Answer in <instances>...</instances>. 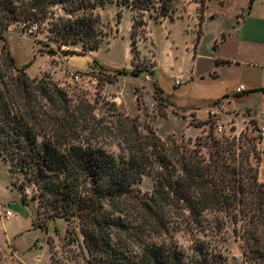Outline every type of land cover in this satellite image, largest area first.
I'll return each mask as SVG.
<instances>
[{
    "label": "trees",
    "instance_id": "1",
    "mask_svg": "<svg viewBox=\"0 0 264 264\" xmlns=\"http://www.w3.org/2000/svg\"><path fill=\"white\" fill-rule=\"evenodd\" d=\"M161 1L158 7L155 0L115 4L141 15L157 7L171 18V0ZM106 2L111 0H0V156L9 173L34 188L47 218L66 222L71 240L81 238L83 264H228V230L249 264H264V184L238 140L209 132L194 142L161 140L149 127L143 134L119 118L112 128L123 148L114 156L97 140L106 130L103 122L96 136L78 116L90 114L89 105L73 104L51 81L28 77L27 67L11 57L8 27L43 23L53 8L66 18H50L52 40L81 44L80 55L97 51L103 38L97 10ZM120 19L118 10V24ZM139 23L131 27L132 53ZM145 175L153 189L141 194L136 185ZM176 236L186 241L188 253ZM50 262L57 264L53 254Z\"/></svg>",
    "mask_w": 264,
    "mask_h": 264
},
{
    "label": "rangeland",
    "instance_id": "2",
    "mask_svg": "<svg viewBox=\"0 0 264 264\" xmlns=\"http://www.w3.org/2000/svg\"><path fill=\"white\" fill-rule=\"evenodd\" d=\"M155 1L157 7L162 3L161 0ZM204 1L199 0L200 9ZM157 7L141 15L130 7L116 6L115 0L106 2L97 10L103 36L101 45L97 51L85 55H80L81 44L59 46L52 40L48 31L52 26L50 18L56 22L58 18H66L58 8L51 10L53 16L48 15L45 22L38 23L37 30H31L32 24L16 23L8 27L4 36L11 57L20 67H27L28 77L51 81L73 104L81 102L90 106V114L78 116L87 120L96 136L100 132L95 129L101 127L97 123L103 122L106 130L101 131L97 140L114 156L121 155L123 148L121 137L112 128L119 118L136 124L143 134L149 127L159 139L172 137L178 143L194 142L196 137L209 132L219 139L238 140V150L250 155V162L258 171V181L264 184V156L261 155L258 127L252 119L245 118L246 113L240 115L226 110L203 121L190 118L188 124L187 116L172 108L170 102L160 95L152 70L155 51L159 52L164 64H169L165 59L170 29L168 23L161 24L167 17H162ZM118 10L121 11L119 24L116 22ZM134 21L140 25L134 30L135 51L132 53L130 33ZM183 29L184 23L178 21L174 31L181 35ZM1 47L2 42L0 51ZM181 48L179 43V50H173L177 67L187 65ZM49 51L55 55L49 56ZM72 52L77 53L71 55ZM123 70L127 73H116ZM131 72L135 75H130ZM76 74L81 75L79 82L72 80ZM169 79L173 82L171 77ZM173 87L180 88L174 84ZM216 124L222 127L221 134L215 132ZM9 168L0 156V264H51V254L57 264H83L79 247L81 238L75 241L66 235L67 224L62 218H47L46 211L38 204L34 188L22 184L23 177L10 174ZM20 187L22 192L18 190ZM136 187L141 194L150 193L152 177L142 176ZM5 210L13 213L7 222L2 219ZM226 237L224 255L228 264H249L242 255L240 242L230 230ZM175 241L183 252L188 253L187 243L181 236H176Z\"/></svg>",
    "mask_w": 264,
    "mask_h": 264
},
{
    "label": "crops",
    "instance_id": "3",
    "mask_svg": "<svg viewBox=\"0 0 264 264\" xmlns=\"http://www.w3.org/2000/svg\"><path fill=\"white\" fill-rule=\"evenodd\" d=\"M199 6V0H171V18L161 22L170 29L169 64L155 51L152 76L162 98L187 116L188 124L190 118L203 121L229 110L263 126L264 0H205ZM178 21L184 23L181 35L174 31ZM179 43L187 65L177 67L173 50ZM178 73L189 81L174 88L169 77ZM239 87L243 93H236Z\"/></svg>",
    "mask_w": 264,
    "mask_h": 264
},
{
    "label": "built area",
    "instance_id": "4",
    "mask_svg": "<svg viewBox=\"0 0 264 264\" xmlns=\"http://www.w3.org/2000/svg\"><path fill=\"white\" fill-rule=\"evenodd\" d=\"M18 24H22V23H18ZM37 24H32L31 25V30L35 31L37 30ZM173 79V84L175 86H182L184 84H186L189 81V77L186 74H179L177 76L172 77ZM73 82H79L81 80V75L76 74L72 77ZM244 89L243 87H239L236 89V93H243ZM262 119L264 120V111L262 112ZM215 128V132L218 134L222 133V127L221 125L216 124L214 126ZM258 132H259V136H260V141L262 144V149H261V155L264 156V124L263 126L258 128ZM260 143V142H259ZM13 217V213L10 210H5L2 214V219L3 221H9L11 218Z\"/></svg>",
    "mask_w": 264,
    "mask_h": 264
}]
</instances>
